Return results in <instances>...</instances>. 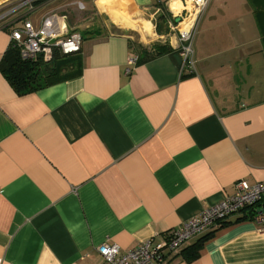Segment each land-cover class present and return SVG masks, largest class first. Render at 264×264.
I'll return each mask as SVG.
<instances>
[{
    "label": "crops",
    "instance_id": "0c3cea01",
    "mask_svg": "<svg viewBox=\"0 0 264 264\" xmlns=\"http://www.w3.org/2000/svg\"><path fill=\"white\" fill-rule=\"evenodd\" d=\"M37 7L69 14L80 66L25 94L0 70V264H101V243L127 250L218 203L239 179L264 182V1L208 0L192 69L166 22L155 31L153 0ZM155 42L171 50L146 59ZM8 45L2 28L0 60ZM242 216L165 262L264 264V225Z\"/></svg>",
    "mask_w": 264,
    "mask_h": 264
},
{
    "label": "built area",
    "instance_id": "2783aa9c",
    "mask_svg": "<svg viewBox=\"0 0 264 264\" xmlns=\"http://www.w3.org/2000/svg\"><path fill=\"white\" fill-rule=\"evenodd\" d=\"M6 1L10 3L1 7L4 2L0 0V29H9L8 47L16 49L22 60L48 63L56 51L63 55H73L81 50L82 34L69 28L66 14L50 12L41 16L37 22L28 17L31 9H34V0ZM153 1L168 4L172 15L167 21L168 27L176 30L179 49L187 66L192 69L194 60L191 42L199 15L208 0H179L181 8L178 11L170 8L169 2L172 0ZM175 18L179 20L175 21ZM153 25L156 28V19ZM137 61V55L128 59L125 74H131ZM249 208L254 210L251 218L264 225V182L250 184L239 179L234 183L233 193L205 207L201 213L177 227L168 229L161 236L154 235L124 251L118 244L105 241L96 247V251L102 259L101 264H167L166 253L176 252L185 241L207 229L222 225L232 215H245Z\"/></svg>",
    "mask_w": 264,
    "mask_h": 264
},
{
    "label": "trees",
    "instance_id": "16d2710c",
    "mask_svg": "<svg viewBox=\"0 0 264 264\" xmlns=\"http://www.w3.org/2000/svg\"><path fill=\"white\" fill-rule=\"evenodd\" d=\"M45 1L34 0L33 5L37 6ZM154 6L161 7L162 3L154 2ZM165 19V14L158 15L156 19V31L158 33L163 30L161 25ZM152 50L151 53L144 51L146 59L168 52L171 47L155 43L152 45ZM66 56L56 51L53 59L48 63L29 62L22 60L16 49L7 47L0 60V70L17 93L25 94L76 76L80 66V57L78 55H69L68 58L70 59H67ZM253 213V208H249L241 218L251 217Z\"/></svg>",
    "mask_w": 264,
    "mask_h": 264
},
{
    "label": "rangeland",
    "instance_id": "374dc122",
    "mask_svg": "<svg viewBox=\"0 0 264 264\" xmlns=\"http://www.w3.org/2000/svg\"><path fill=\"white\" fill-rule=\"evenodd\" d=\"M165 2H166V0H165ZM170 8L171 9H173V10H178L179 8H180V5H179V3H178V1L177 0H173L172 2H170ZM3 9V8H2ZM26 9V8H25ZM35 9V10H34ZM34 9H31L32 11L31 12H29L28 13V17L30 18V19H32L33 21H37V20H39L40 19V17L43 15V12H44V10H41V9H39V7H35L34 6ZM47 8H45V10H46ZM156 9H158V15H160V14H165L166 15V19H165V22H166V25H164V32H165V36H168V35H175L177 32H176V30H170V28L168 27V24H167V21H168V19L169 18H171L172 17V15L170 14V11H169V8H168V4H166V3H164V4H162V6L160 7V6H157V8ZM59 14H66L67 15V18H68V20H70V17H69V14H67V13H59ZM158 15L157 16H153V19L155 20V19H157V17H158ZM87 19V18H86ZM176 21V20H175ZM79 22H82V20L80 19L79 20ZM140 23V22H139ZM138 23V24H139ZM79 23H75V25H78ZM137 24V29L138 30H140V25H138ZM155 31H156V28H155ZM135 35H134V37H135V39H138V37H139V35H138V33L137 32H133ZM153 33V32H152ZM147 39L149 40L150 39V37H147ZM155 43H158V42H155ZM68 56L69 55H67L66 56V58L67 59H70V58H68Z\"/></svg>",
    "mask_w": 264,
    "mask_h": 264
},
{
    "label": "bare ground",
    "instance_id": "6f19581e",
    "mask_svg": "<svg viewBox=\"0 0 264 264\" xmlns=\"http://www.w3.org/2000/svg\"><path fill=\"white\" fill-rule=\"evenodd\" d=\"M172 1H173V0H172ZM172 1H170V2H172ZM177 1H178L179 5H180V8H181V3L179 2V0H177ZM170 2H169V4H170ZM180 8H179V9H180ZM179 9H178V10H179ZM178 10H175V11H178ZM142 23H143V26H144L147 30H150L151 25H150L149 22H147V21L144 22V21H143Z\"/></svg>",
    "mask_w": 264,
    "mask_h": 264
},
{
    "label": "water",
    "instance_id": "95a60500",
    "mask_svg": "<svg viewBox=\"0 0 264 264\" xmlns=\"http://www.w3.org/2000/svg\"><path fill=\"white\" fill-rule=\"evenodd\" d=\"M175 20H176V21H178L179 19H178V18H176Z\"/></svg>",
    "mask_w": 264,
    "mask_h": 264
}]
</instances>
